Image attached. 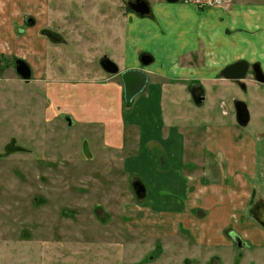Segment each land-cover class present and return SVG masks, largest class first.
<instances>
[{"label":"rangeland","instance_id":"obj_1","mask_svg":"<svg viewBox=\"0 0 264 264\" xmlns=\"http://www.w3.org/2000/svg\"><path fill=\"white\" fill-rule=\"evenodd\" d=\"M78 1H47L52 17L37 36L47 50L33 63L31 80L24 82L16 76L11 60L28 63L33 27L24 22L34 18L29 11L35 5L31 0H0V20L5 23L0 24V33L8 29L12 33L0 35V264H264V233L252 215L253 205L264 202V87L252 84L248 95L238 87L236 93H226L230 104L226 120L231 116L235 120L234 99L244 100L251 114L247 127H239L236 121L231 126L239 137L237 143L252 140L244 156L252 159L254 151L257 162L253 189L242 201L244 217L251 221L243 234L250 237L243 240L234 235L241 247L234 240L230 246L199 245L195 232L180 223L168 225L172 221H165L164 230H175V239L146 236L139 225L143 213L135 207H146L148 199L139 203L131 186V178L139 176L128 165L125 173L122 153L107 144L108 127L119 124L95 119L83 124L76 117L79 107L87 111L107 107L98 95L102 88L122 86L120 74L104 72L100 62L106 56L122 67L120 52L109 43L115 37L122 41L123 32L109 26L111 18L124 20L123 10L116 1L105 4L106 13L113 10L111 16H97L91 14L96 11L93 7L82 13ZM46 31L55 34L60 44L44 36ZM52 89L56 95L49 93ZM189 108L197 114L192 124L200 144L208 125L202 122L205 109L183 107ZM213 108L220 111L216 103ZM199 154L206 163L197 164L196 173L214 170L224 158L222 153L209 152L203 143ZM187 165L188 160L185 169L190 170ZM172 186L175 189V182ZM182 199L175 193L168 203L177 209ZM153 204L160 202L155 199Z\"/></svg>","mask_w":264,"mask_h":264},{"label":"crops","instance_id":"obj_2","mask_svg":"<svg viewBox=\"0 0 264 264\" xmlns=\"http://www.w3.org/2000/svg\"><path fill=\"white\" fill-rule=\"evenodd\" d=\"M31 1L35 7L29 13L35 24L29 30L27 57L28 65L34 69L33 63L47 50L37 36L52 15L48 14L51 11L48 0ZM111 20L109 27L123 32L122 41L115 37L109 43L120 52V60H123L122 67L117 64L119 72L142 70L147 75V84L130 107L124 106L123 113V86L113 85L109 90L102 88L98 92L104 97L106 108L87 111L77 105L76 117L79 116L83 124L88 123L84 122L87 119L119 124L114 129L108 127L107 144L110 149L122 153L123 171L128 165V169L139 176L133 178L145 188L147 208L135 207L143 213L139 221L142 232L158 239H175V230L168 232L164 228L180 223L195 232L199 245L230 246L233 235L246 240L250 236L243 234L244 227L251 221L244 217L242 201L253 189L257 162L252 155L254 151L252 159L244 156L247 147H252V140L243 141L246 144L237 143L239 137L231 127L235 120L232 116L225 118L230 107L226 93H236L237 86L224 79L222 71L239 61L259 62L264 68V0H223L221 6H199L189 0L161 4L152 18L128 15L121 23L116 18ZM0 24L5 25L2 20ZM0 35L8 37L12 33L8 29ZM73 39L77 42L75 36ZM144 56L150 58L146 66L141 63ZM46 71L51 72L48 68ZM200 90L203 101L197 105L193 94ZM49 93L56 95V90ZM72 102L76 104L75 100ZM214 103L220 111H214ZM189 105L198 111L205 109L206 117L202 122L208 125L200 144H196V125L192 124L197 114L191 108L183 109ZM211 115L215 117L212 119ZM202 143L209 152L222 153L224 158L215 163L214 170L196 173L197 164L206 163L200 160L204 158L199 154ZM233 154H240V158ZM187 160L190 170L185 169ZM175 193L183 198L177 209L168 203ZM167 194L172 198H167ZM155 199L159 205L153 204ZM165 221L172 223L167 225ZM256 223L264 233V228Z\"/></svg>","mask_w":264,"mask_h":264},{"label":"water","instance_id":"obj_3","mask_svg":"<svg viewBox=\"0 0 264 264\" xmlns=\"http://www.w3.org/2000/svg\"><path fill=\"white\" fill-rule=\"evenodd\" d=\"M169 3H177L179 0H166ZM143 2V1H142ZM142 10H138L136 8H132L140 16H148L149 15V7L147 3L144 1L142 5ZM48 38L52 37L51 34H45ZM57 38V37H55ZM56 40V42H58ZM150 62V58L144 56L141 58V63L143 66L148 65ZM101 68L108 74H118L119 69L117 65L109 60L106 56L102 58L100 62ZM14 71L15 74L22 79L23 81H30L32 76V71L28 63L21 59L14 60ZM247 64L245 62H236L230 66H227L222 71V76L231 81H237L244 77L246 72ZM253 71L255 80L260 83H264V76L261 73V69L259 65H253ZM120 78L123 86V102L126 108L131 106L133 99L138 96L145 88L147 84V75L142 70H126L120 73ZM193 100L195 104L200 105L203 101V91L196 95L193 94ZM235 111L238 117V124L242 125L243 127L249 121V115L247 112L246 107L242 103L235 104ZM68 124L70 125V120L68 119ZM133 191L135 196L139 201H142L145 198V188L141 184V182H136L132 184ZM253 218L256 222H258L264 228V211H256L253 210Z\"/></svg>","mask_w":264,"mask_h":264},{"label":"flooded vegetation","instance_id":"obj_4","mask_svg":"<svg viewBox=\"0 0 264 264\" xmlns=\"http://www.w3.org/2000/svg\"><path fill=\"white\" fill-rule=\"evenodd\" d=\"M77 1V0H76ZM118 2L120 7L122 8L123 11L122 14L124 15L123 18H125L126 16L128 15H132V16H137V17H140V18H152L158 8L159 5L161 4H167V5H173V4H176V3H169L167 2L166 0H79L78 3H79V6L78 8L79 9H82V13H86L88 12L87 11V7H93L96 8V11L94 13H91L93 15H106V16H111L110 14L108 13H113V10H107V13L105 12V9L107 7H105V4H109V3H112V2ZM145 1L149 7V15L148 16H140L138 15L135 11L132 10V8H136L138 10H142V5H143V2ZM185 0H179L177 3L179 2H184ZM192 2H194L196 5H199V6H202V4H198L196 3L195 1L196 0H190ZM150 4H152L153 7H151ZM222 5H223V0H222ZM204 6V5H203ZM155 7V8H154ZM84 8V9H83ZM26 25H30V26H34L35 22L33 20V18L31 17H28L26 18L25 22H24ZM45 34H51L52 37H50L49 39H51L52 41H56L58 40V38H55V34L53 35L51 32H45ZM59 42V41H58ZM16 58H12V65H13V70H14V60ZM239 62H245V61H239ZM247 64V68H246V72H245V75L243 78L237 80V81H232L236 84V86L242 91V93L244 95H248V89H249V86H251L252 84H255V85H258L260 87H264V83H260V82H257L255 80V76H254V71H253V65H259V68L261 69V73L263 74L264 76V68L261 66V64L259 62H253V63H248V62H245ZM32 71V69H31ZM15 72V71H14ZM17 76V75H16ZM18 77V76H17ZM33 77V74L31 76V78ZM19 78V77H18ZM20 79V78H19ZM225 79V78H224ZM22 80V79H20ZM227 80V79H226ZM23 81V80H22ZM228 81H231V80H228ZM26 82V81H24ZM29 82V81H28ZM198 90V89H197ZM196 94H198L196 92ZM242 103L246 109H247V112H248V115H249V121L248 123L244 126V127H247L248 124L250 123V120H251V114L249 113V110H248V107H247V104L245 103L244 100H238V99H234L233 100V107H234V116H235V121L237 123V125L241 128H244L242 125L238 124V117H237V114H236V111H235V104L236 103ZM67 121V124H68V118L66 119ZM69 125V124H68ZM133 181L131 182V186L133 183H136V182H139V180L135 179V178H131ZM134 196H135V193H134ZM136 197V196H135ZM137 199V197H136ZM137 201L139 203H143L145 201V198L142 200V201H139L137 199ZM256 209V211H264V202H260L258 201L256 204L253 205L252 207V214H253V210ZM232 239L234 240L235 244L238 245V246H242V243L240 242V240L235 237L234 235L232 236ZM232 240V242H233Z\"/></svg>","mask_w":264,"mask_h":264},{"label":"built area","instance_id":"obj_5","mask_svg":"<svg viewBox=\"0 0 264 264\" xmlns=\"http://www.w3.org/2000/svg\"><path fill=\"white\" fill-rule=\"evenodd\" d=\"M198 4L206 5V6H221L222 0H196Z\"/></svg>","mask_w":264,"mask_h":264}]
</instances>
